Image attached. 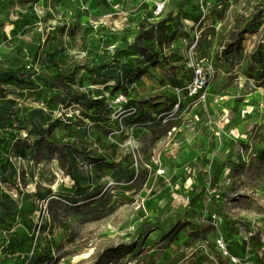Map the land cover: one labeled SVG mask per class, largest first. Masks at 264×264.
<instances>
[{"label": "rangeland", "instance_id": "rangeland-1", "mask_svg": "<svg viewBox=\"0 0 264 264\" xmlns=\"http://www.w3.org/2000/svg\"><path fill=\"white\" fill-rule=\"evenodd\" d=\"M158 1L0 0V264H264V0Z\"/></svg>", "mask_w": 264, "mask_h": 264}, {"label": "built area", "instance_id": "built-area-1", "mask_svg": "<svg viewBox=\"0 0 264 264\" xmlns=\"http://www.w3.org/2000/svg\"><path fill=\"white\" fill-rule=\"evenodd\" d=\"M85 8L88 10V6H85ZM167 9V1L160 0L158 1L152 12V17L149 19V22L152 25H156L158 21L161 19H164V15ZM90 11V10H88ZM91 13V12H90ZM194 70H196V80L190 84H188L184 89L180 91H185L186 93L189 94V96L193 99L200 98V96L203 93V90L207 88V85L209 84V78L207 77V73L204 72V68H202L201 64L195 60L194 62ZM118 102L121 105L127 106L129 104L128 97L125 93H121L118 98ZM135 111H137L135 109ZM254 111L253 106H248L243 110V117H247ZM3 249L0 246V256L2 255Z\"/></svg>", "mask_w": 264, "mask_h": 264}, {"label": "trees", "instance_id": "trees-1", "mask_svg": "<svg viewBox=\"0 0 264 264\" xmlns=\"http://www.w3.org/2000/svg\"><path fill=\"white\" fill-rule=\"evenodd\" d=\"M171 17V16H170ZM150 18H148V20H149ZM257 69H260V71H258V72H261V73H263L262 71L264 70V60H262L260 63H259V65L257 66ZM255 72H257V70H256V68L254 67V66H249L248 68H247V70H246V74L249 76V77H254L255 76ZM260 77H263V75L262 76H260ZM25 78V77H24ZM53 80V82H55V83H58V84H60V85H64L65 87H67L68 89H69V86L65 83V81H64V78H62V76L61 75H58V76H56L55 78H53L52 79ZM130 81H129V79L127 78V79H125L124 81H123V87L121 88V90H122V92L121 93H125L126 95H127V97H128V100H129V104L128 105H130V103H131V101H132V98L130 97V93H131V91L132 90H130L129 88H130V83H129ZM126 85H129V87H127ZM93 102V104H96L97 102H95V101H92ZM127 105V106H128ZM248 106H252V105H246L243 109H242V111L245 109V108H247ZM59 149H60V151H63L62 149H63V147L64 146H62V145H59V146H57ZM156 229V224H155V222L154 221H151V220H147L144 224H142L141 225V227H140V229H139V236L140 237H143L144 235H147V234H149V233H151L152 231H154ZM136 248V246L135 245H131L130 247H126V248H121V250H117V249H112V250H110L107 254H106V261L104 262V263H102V262H98L97 264H115V263H117V261L115 260V256L117 255V254H121V255H124V256H127V255H129V254H131L133 251H134V249Z\"/></svg>", "mask_w": 264, "mask_h": 264}]
</instances>
